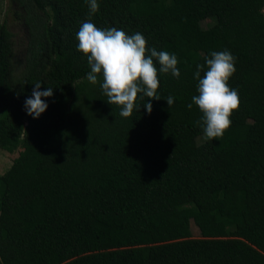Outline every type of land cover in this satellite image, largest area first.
Listing matches in <instances>:
<instances>
[{
  "label": "trees",
  "instance_id": "trees-1",
  "mask_svg": "<svg viewBox=\"0 0 264 264\" xmlns=\"http://www.w3.org/2000/svg\"><path fill=\"white\" fill-rule=\"evenodd\" d=\"M10 1L27 43L22 60L0 24V150L20 148L0 174V264H264V0H97L91 16L87 0ZM88 19L174 53L180 77L161 73V99L138 94L120 116L102 75L87 79L76 33ZM225 49L240 105L207 139L187 105L197 65ZM35 82L54 89L39 118L24 107Z\"/></svg>",
  "mask_w": 264,
  "mask_h": 264
},
{
  "label": "clouds",
  "instance_id": "clouds-1",
  "mask_svg": "<svg viewBox=\"0 0 264 264\" xmlns=\"http://www.w3.org/2000/svg\"><path fill=\"white\" fill-rule=\"evenodd\" d=\"M90 16L99 11L97 0H87ZM77 48L87 56L91 71L87 79L97 83L98 74L102 75L101 88L111 105L120 106V116L130 117L133 113L138 94L155 100L161 99L157 94L160 85L159 75L171 73L179 78L178 58L174 53L158 51L147 47L143 34L137 32L131 36L116 27L100 28L91 19L84 21L76 33ZM154 58L159 63L157 67ZM205 63L198 64L194 78L198 81V95L192 96V103L198 106L202 117L195 121L207 139L222 137L230 127L234 110L240 105L238 89L229 86L230 77L235 73L236 57L227 49L212 51L205 56ZM203 71V77L201 72ZM41 82H35L32 95L25 100V110L33 118H39L48 108L42 97H51L54 89L41 90ZM169 107L175 102L169 95ZM150 114L153 105L150 99L144 103ZM139 110V108H138Z\"/></svg>",
  "mask_w": 264,
  "mask_h": 264
},
{
  "label": "rangeland",
  "instance_id": "rangeland-1",
  "mask_svg": "<svg viewBox=\"0 0 264 264\" xmlns=\"http://www.w3.org/2000/svg\"><path fill=\"white\" fill-rule=\"evenodd\" d=\"M14 8L15 5L10 0L0 1V24L5 22L8 29L12 32L16 55L23 60L25 56L24 51L26 49L27 36L23 33V26L14 18ZM197 15L203 26H207V24L211 22V10L198 11ZM22 60L19 61L20 64L22 63ZM203 142L204 136H199L197 138V143L191 144V146L196 148L201 147ZM19 150L20 148H16L13 152L0 150V174L8 169L13 159L18 155ZM182 202L187 203L188 199H182ZM191 229L194 237H206L209 235L205 226L196 224L193 221L191 222ZM129 244H133V242L130 241Z\"/></svg>",
  "mask_w": 264,
  "mask_h": 264
}]
</instances>
